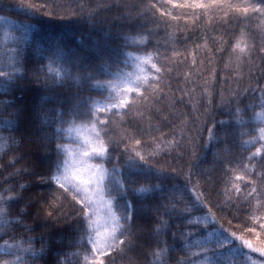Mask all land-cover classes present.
<instances>
[{
	"label": "snow or ice",
	"instance_id": "snow-or-ice-1",
	"mask_svg": "<svg viewBox=\"0 0 264 264\" xmlns=\"http://www.w3.org/2000/svg\"><path fill=\"white\" fill-rule=\"evenodd\" d=\"M57 7L47 0L39 5L19 6V14L25 20L15 26L24 29L25 37L16 48L5 50L6 59L0 66V89L12 95V99L0 101V106L12 109L8 115L16 118L17 127L13 131L20 136L19 141L11 133L7 137L0 136V153L12 144L30 142L33 117L43 113L48 126V131L40 138L44 156L29 162L27 174L40 177V182L49 187L55 186L51 204L47 195L26 199L23 195L26 185L5 189L15 195L0 194V233L7 234L19 226L24 233L34 234L14 243L5 241L0 246V264H38L39 261L43 264H117V260L123 261L133 252L144 256L146 264H169V261L173 264H242L236 259L238 255L250 259L249 253L259 252L264 256V248H257L251 239L229 230L221 223L223 217H217V213L227 212L235 204H248L252 209L248 213L251 225L245 221L244 231L264 239V85L260 84V79L264 78V0H164L163 3L141 0L140 6L132 8L121 0L107 4L97 2L94 6L92 0H87L85 5L79 6V12L72 9L75 22L96 28L101 23L97 20L99 10L105 8L112 11L109 28L101 29L103 36L94 40L87 51L66 50L62 40L53 38L46 54L36 61L40 64L36 68L24 46L27 34L32 24L40 23L35 15L37 11L56 17ZM157 12L163 18L157 23L175 29L169 32V47L164 53L159 49L148 50L153 32L147 23H141L150 14L155 17ZM66 15L67 12L63 13L61 18ZM182 18L186 21L185 31L188 20L193 29L203 22L206 41L203 47L207 48L210 64L218 65L231 44L224 69L232 80H242L245 70L249 77L255 76L254 54L261 58V75L253 81L255 88L250 84L242 92L230 90L228 97L221 92V104L225 101L231 104L235 98L236 106L229 110L228 120L217 122L213 118L209 122L207 114L211 109H206L204 127L208 136L202 148L196 138L184 135V129H180L179 135L173 132L172 139L163 134L152 135L167 124L172 110L184 104L185 97L189 101L195 99V108L201 102L211 106L216 95L218 67L204 80L198 98L193 96L197 85L187 73L185 85L192 83L191 89L171 88L173 65L187 60L178 48L189 39L184 36L181 41ZM256 19L260 21L262 41L258 52L255 42L250 43V28L245 23ZM233 21L241 28L238 34L233 31L234 42L209 35L210 29L215 31ZM114 38L121 41L115 47L110 43ZM201 47L197 44L192 52H199ZM129 48H134L135 54L126 51ZM129 62L131 71L120 69L121 63L128 66ZM195 64L196 56L192 55L193 68ZM104 65L117 70L108 72ZM29 73L34 79L29 78ZM199 75L196 74L197 79ZM73 78L78 82L74 91L70 84ZM33 84L39 86L37 95L42 100L54 99L51 108L44 103H26L16 98L15 92L23 96ZM95 89L108 92L103 101L93 98ZM176 91L180 92L178 97L174 94ZM249 91L254 98L243 105ZM256 108L261 109L255 113L259 127L244 143L259 144V147L242 160H223L225 201L223 205H213L211 200H206L203 190H197L199 185L192 182V177L202 174L196 170L209 152H212L214 165L220 164V153L229 151V141L235 143L238 135L249 134H238L237 127L247 123L244 117ZM3 115L0 110V116ZM113 117L120 119L116 121ZM65 124L69 125L68 138L79 141L75 148L64 142ZM113 124L123 129L118 137L110 135ZM222 144L226 147L221 148ZM177 149L181 158L188 156V169L183 176L175 168L169 171L170 165L158 166L162 154L171 155ZM22 159H25L23 155L14 158L9 166ZM23 171L17 169L12 175H21ZM230 172L232 176L228 175ZM181 179L183 183L179 182ZM22 202L23 207L16 217L10 218V207ZM65 202L69 212L64 211ZM236 210L239 211V207ZM26 220L31 222L25 223ZM228 222L231 224V220ZM65 225L70 229L67 232ZM35 243L41 247L36 249ZM66 247L77 251L65 252ZM175 253H180V258H175Z\"/></svg>",
	"mask_w": 264,
	"mask_h": 264
},
{
	"label": "trees",
	"instance_id": "trees-1",
	"mask_svg": "<svg viewBox=\"0 0 264 264\" xmlns=\"http://www.w3.org/2000/svg\"><path fill=\"white\" fill-rule=\"evenodd\" d=\"M112 3L114 0H92L93 6L97 3ZM122 4L127 5L129 8L141 5V0H121ZM144 3H148L149 0H143ZM163 3L164 0H161ZM45 0H0V66H3L4 60L6 57L3 55L5 50H10L16 48L21 41L24 40L25 31L21 27H17L15 25H19L24 22L25 17L19 14V6L21 4L25 6H29L32 4H43ZM47 3H55L58 7L56 11L58 15L56 17H49L44 14V12L37 11L35 13L36 17L40 20L39 24H32L31 31L27 34V42L24 45L28 50L27 55L33 61V66L36 68L40 67L39 63L36 61H40L41 55L46 54L47 49L49 47L50 41L58 37L62 40L63 45L66 46L67 49H71L73 51H87L93 44V41L99 39L103 36V30H107L110 26V21L112 17V11L101 8L99 10V16L97 17L98 21H101L100 24H97L96 28L88 27L85 23H77L75 22V17L72 15V9L75 8L77 12L80 11L79 6L85 5L87 0H47ZM171 6L169 5V8ZM67 12L68 15L63 16V13ZM179 12V10H177ZM87 13V9H85V15ZM135 16V12L132 13ZM159 13L155 14V17H152L151 14L149 17L145 18V20L141 21V23H147V26L150 30H152L153 35L151 37V47L148 49L149 51L159 49L161 53H164L165 50L169 47L168 45V37L169 32L175 31L174 28H166L164 23H157V20H160ZM6 21H12V24L6 23ZM174 23V22H173ZM186 21L182 18L180 20V35L181 41H183L184 36H188L189 39L186 43H181L178 48L181 52L187 56V60L181 63H177L173 65L172 69V82L171 88L173 90L176 89H191L192 83L185 85V74H189L191 76L192 81L197 85L196 91L193 93L194 98L199 97V93L201 87L204 84V80L209 78L214 67H218L219 71L216 77L215 90L216 95L214 97V102L211 106L207 105L204 102L199 103L194 108L195 99L193 101H189L187 97H185V103L177 105V107L172 110V113L169 117V121L167 124L161 127L159 132L152 133L153 136L160 137L162 134L167 139L173 138V132L179 135L180 129H184V135L187 137L191 135L199 141L200 148L203 147L204 139L208 136V132L204 127L206 109L210 107V114H207V120L211 122L213 118L218 122L221 120H228L229 110L236 106L235 98L231 104H228L227 101L221 104V92H223L224 96L228 97L231 95L230 90L243 91L244 88L248 87L251 84L252 88H255L256 85L253 81L260 77V68L259 65L261 63V58L258 54H254L253 63L257 65L255 68V76L249 77L245 70V75L242 80L234 81L230 78V75L226 73L224 69V64L228 60V53L231 51V44H228V51L223 53V59H221L217 64H210L208 61L207 48L203 47L206 43L202 29L204 27L203 22L198 25L197 29L192 28L191 20L187 21L188 30L185 31ZM248 24L250 28V43L252 41L255 42L257 52L262 43L261 41V31L258 27L260 21L258 19L252 20L249 22H245ZM127 31V28L124 29ZM241 30L240 26L233 21L231 24L216 29L215 31L209 30V35L215 36L218 40L224 41H233L234 37L232 36L233 31L237 34ZM113 47L116 44L121 43L120 40L113 39L110 41ZM199 44L202 47L199 52L193 53L192 50L195 46ZM213 51H215V46H212ZM126 51H134V48L126 49ZM196 56V64L195 67H192V55ZM171 56V51L167 53ZM43 63H47V61H43ZM108 72H114L117 69L113 67H109L108 65H104ZM120 69L124 72L130 70V67L123 65L121 63ZM10 70V69H9ZM199 73V79L196 78V74ZM41 78H42V74ZM75 75V73H74ZM29 78L34 79L31 73H29ZM72 85L73 91L78 86V82L73 78L70 81ZM260 84L264 85V78L260 79ZM7 90L0 89V101H7L12 99V95L5 94ZM58 91H62L58 89ZM167 91V89H165ZM39 92V86L36 84L31 85L30 88L26 90V94L21 96L19 92H15V96L22 102L26 103H44L46 107L51 108L54 104V99H41L40 96L37 95ZM177 97L180 95L179 91L174 93ZM51 95V94H49ZM87 95V93H85ZM108 95L106 90L95 89L92 91V96L94 99H98L103 101L104 97ZM171 95V93L169 94ZM253 93L251 91L248 92L247 97L243 98V105H247L253 100ZM256 99L258 100V94H256ZM167 103V100L164 102ZM241 105V107H243ZM0 110H3L4 115L0 116V136L7 137L11 133L13 137L19 141L20 136L18 132H14L13 130L17 127V121L14 116H9L8 114L12 111L9 109H2L0 106ZM167 111V110H166ZM261 111V109L256 108L255 111L251 112L248 116H245L244 119L247 121L243 126L237 127V132H248V135H238L235 143L229 141V151L227 153L221 152L220 159L221 163L214 165L213 163V155L212 152H209L207 158L200 162L199 168L196 170L201 175H194L192 177V182L194 184L199 185L198 191L203 190L206 194V200H211L213 205H223L225 201V183L222 179V172L225 167L223 164L224 159H243L248 156L251 152L256 150V147H259V144L255 145H245V141L252 138L253 135L256 134V129L259 127V120L256 118L255 113ZM101 118H103V114L101 113ZM114 120L118 121L119 117H113ZM45 116L43 113H38L33 117V123L31 127V138L30 142H26L23 144H12L10 148H6L4 152L0 153V194L8 196L15 195V192L9 193L6 192L5 189L8 187H12L16 189L19 185H26L27 191H24L23 195L27 199L28 197H39L42 195L48 196V203H52V193L54 191L55 186H47L40 182V177L38 176H30L28 175V171H30L29 162L33 160L42 159L44 156L43 148L40 145V138L44 135L45 132L48 131V126L44 123ZM7 121V122H6ZM80 123V121H77ZM153 124L156 123L154 119L152 121ZM186 125V127H185ZM69 127L68 124L64 125L65 132L62 135L65 137L64 142L66 144L70 143L68 134L66 129ZM43 129V131H41ZM123 129L118 124H113L111 126L110 135L114 137H118L122 134ZM146 139H150V137H145ZM221 148L226 147V145H221ZM199 152V149H197ZM24 156L25 159L19 160V162L12 163L9 166V162L13 161L14 158ZM244 163H247L245 160ZM160 165H170L169 171L172 168L177 170V173L183 176L186 174L188 169V156L184 155L181 158L180 149H177L168 154H162L159 158ZM251 167V165H249ZM17 169L24 170L21 175H12L15 173ZM256 171L259 172L260 168L257 166ZM232 176L233 174L230 172L228 174ZM255 179V177H253ZM219 181V182H218ZM183 183L184 181L181 179L179 181ZM228 188H231V184L227 185ZM247 192V189H245ZM234 196L235 193H232ZM255 204V200L252 202ZM23 207V202L18 205H12L10 207V218H15L16 214L19 212L20 208ZM237 207H239V211H237ZM64 211L69 212L70 209L67 207V202L64 204ZM213 211H216V208L213 207ZM252 209L248 204L240 203L233 205L227 212L217 213L218 219L223 217L221 223L224 224L225 227L229 228V230H234L238 235L242 234L247 238L251 239L252 243L257 248H264V239L258 238L255 235L248 234L244 231L245 229V221H247L248 225H251V220L248 219V213L251 212ZM259 214V213H258ZM229 220H231V224H229ZM30 220H26L25 223H30ZM71 223V221H69ZM65 232L69 231L67 225L64 226ZM28 235H34L33 233H24L19 226H16L14 231H9L7 234L0 233V246H3L5 241L8 243H14L15 241H19L22 238H26ZM35 235H38L36 233ZM171 235V233H169ZM15 238L13 240L12 238ZM34 247L39 249L41 245L39 243H35ZM195 250V249H194ZM65 252H75L76 248H65ZM148 251V250H145ZM247 252V250H244ZM175 258H180V253L173 254ZM250 255V254H249ZM63 259V257H61ZM236 259L242 264H250L248 257L243 255H238ZM38 264H43V261H39ZM117 264H146L144 256L140 255L139 252L129 253L127 257L123 261L117 260ZM169 264H173L172 261H169Z\"/></svg>",
	"mask_w": 264,
	"mask_h": 264
},
{
	"label": "rangeland",
	"instance_id": "rangeland-1",
	"mask_svg": "<svg viewBox=\"0 0 264 264\" xmlns=\"http://www.w3.org/2000/svg\"><path fill=\"white\" fill-rule=\"evenodd\" d=\"M128 67H130V70H132V67H131V62H129L128 64ZM128 72V71H127ZM75 136V134H73V137ZM70 143H68L67 145L69 147H72V148H75L78 146L79 144V141L77 139H69ZM250 255V259L248 258L249 260V263L250 264H253V262H255V264H264V256H261L259 254V252H253V253H249Z\"/></svg>",
	"mask_w": 264,
	"mask_h": 264
}]
</instances>
